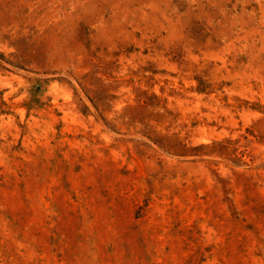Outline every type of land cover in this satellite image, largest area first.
<instances>
[{
  "label": "rangeland",
  "instance_id": "rangeland-1",
  "mask_svg": "<svg viewBox=\"0 0 264 264\" xmlns=\"http://www.w3.org/2000/svg\"><path fill=\"white\" fill-rule=\"evenodd\" d=\"M0 264H264V0H0Z\"/></svg>",
  "mask_w": 264,
  "mask_h": 264
}]
</instances>
